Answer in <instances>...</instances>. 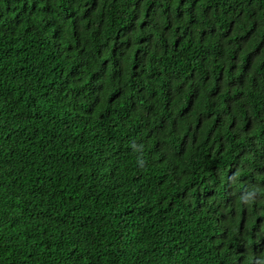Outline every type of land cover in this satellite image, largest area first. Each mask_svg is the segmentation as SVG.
I'll return each mask as SVG.
<instances>
[{
	"label": "trees",
	"instance_id": "obj_1",
	"mask_svg": "<svg viewBox=\"0 0 264 264\" xmlns=\"http://www.w3.org/2000/svg\"><path fill=\"white\" fill-rule=\"evenodd\" d=\"M0 264H264V0H0Z\"/></svg>",
	"mask_w": 264,
	"mask_h": 264
}]
</instances>
